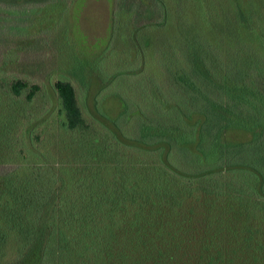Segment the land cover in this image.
<instances>
[{"label": "trees", "instance_id": "obj_1", "mask_svg": "<svg viewBox=\"0 0 264 264\" xmlns=\"http://www.w3.org/2000/svg\"><path fill=\"white\" fill-rule=\"evenodd\" d=\"M201 35L176 53L184 67L166 43L144 38L146 46L164 45L157 54L173 78L161 104L148 95L137 108L125 95L130 65L110 84L124 93L115 117L98 110V87L90 89L92 116L118 143L157 151L159 165L86 162L64 167L59 184L39 164L1 170L0 264L25 252L23 264H264V203L211 178L228 167L250 168L264 194V71L255 72L262 76L253 89L247 71L211 62L215 53ZM130 39L136 46L137 37ZM21 86L13 84V92ZM54 90L66 130L83 134L88 125L72 84L58 80Z\"/></svg>", "mask_w": 264, "mask_h": 264}, {"label": "rangeland", "instance_id": "obj_2", "mask_svg": "<svg viewBox=\"0 0 264 264\" xmlns=\"http://www.w3.org/2000/svg\"><path fill=\"white\" fill-rule=\"evenodd\" d=\"M192 30L210 43L211 62L225 61V69L238 75L247 71L257 88L262 75L254 74L264 71V0H0V175L6 168L39 164L51 169L59 184L64 167L86 162L159 165L157 151L118 143L91 112L95 103L110 117L120 111L118 98L124 93L110 84L129 69L126 65L133 81L125 95L137 108L148 95L161 104L172 91L173 78L157 54L164 45L146 46L144 38L166 43L165 50L176 54L202 36L194 37ZM135 36L136 46L130 39ZM110 38L115 42L111 47ZM176 55L178 66L186 64ZM58 80L74 88L88 125L83 134L64 126L54 90ZM15 83L23 85L19 94L13 92ZM95 87L93 103L90 89ZM211 178L224 190L264 203L260 177L250 168L228 167ZM26 254L5 257L3 264H23Z\"/></svg>", "mask_w": 264, "mask_h": 264}]
</instances>
